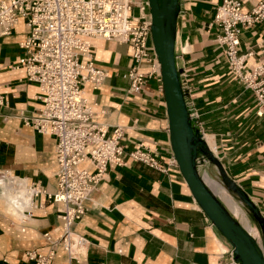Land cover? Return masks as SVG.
I'll list each match as a JSON object with an SVG mask.
<instances>
[{"label":"crops","instance_id":"obj_1","mask_svg":"<svg viewBox=\"0 0 264 264\" xmlns=\"http://www.w3.org/2000/svg\"><path fill=\"white\" fill-rule=\"evenodd\" d=\"M241 1L243 11L250 12L261 0ZM221 3L180 0L176 52L181 82L211 149L264 207V105L231 75L224 47L216 40L220 30L213 20ZM27 34L21 18L10 35H0V171L54 193L57 140L24 121L42 106L39 85L17 65ZM92 51L107 77L98 88L85 84V97L109 134L122 128L126 164L110 165L86 201L87 212L74 226L87 240L78 264H225L233 249L194 198L171 147L162 71L156 68L160 73L150 76L151 64L142 63L146 84L141 92H131L125 77L133 64L129 45L93 39ZM239 55L247 67L264 64V22L243 28ZM140 144L158 158L160 168L130 156ZM80 166L96 171L88 161ZM0 203V264H31L28 251L44 252L61 239L60 204L47 194L36 197L25 212L9 209L3 196ZM70 263L77 264L59 245L53 264Z\"/></svg>","mask_w":264,"mask_h":264},{"label":"built area","instance_id":"obj_2","mask_svg":"<svg viewBox=\"0 0 264 264\" xmlns=\"http://www.w3.org/2000/svg\"><path fill=\"white\" fill-rule=\"evenodd\" d=\"M136 9L139 16L133 13ZM148 9V0H0L1 36L10 35L19 19L25 20L28 34L21 43L25 55L17 65L25 69L26 78L36 82L41 91L39 114L24 116V121L39 133L51 134L57 140V190L49 193L39 184L26 182L25 187L32 196L30 207L42 193L60 204L63 235L59 241H51L46 234L51 246L44 252L28 251L26 256L31 264H53L59 245L70 261L80 262L87 240L75 232L74 226L86 214V201L108 167L126 164L122 128L117 127L109 134L107 124L95 119L84 86L91 83L98 88L107 77L106 71L95 64L92 40L97 38L129 45L133 64L125 77L131 82V92H141L146 84L147 74L141 70L142 63L151 64L150 76L160 73L156 70L158 59L154 46L152 50L149 48L151 14ZM262 22L264 0L250 12L243 11L241 0H222L213 25L220 30L216 40L224 47L231 75L245 82L264 105V64L247 67L245 56L239 55L243 28ZM187 104L195 121L199 115L192 104ZM143 147L144 144L138 145L130 151V156L160 168L158 158ZM84 161L96 171L91 173L81 168ZM7 173L12 179L23 180L8 171H0L3 176ZM11 184L17 186L14 182ZM231 254V264H239L234 260L233 251Z\"/></svg>","mask_w":264,"mask_h":264},{"label":"water","instance_id":"obj_3","mask_svg":"<svg viewBox=\"0 0 264 264\" xmlns=\"http://www.w3.org/2000/svg\"><path fill=\"white\" fill-rule=\"evenodd\" d=\"M154 15L152 32L157 55L162 64L164 91L169 117L171 147L178 166L198 204L216 228L225 236L239 264H264V253L257 240L229 211L223 202L207 185L199 170L204 157L214 162L223 177L228 190L234 192L253 212L264 235V215L253 199L231 178L223 163L209 148L198 124L192 120L181 82V70L176 54L177 21L180 0H149ZM163 9H167L168 24L161 21Z\"/></svg>","mask_w":264,"mask_h":264},{"label":"bare ground","instance_id":"obj_4","mask_svg":"<svg viewBox=\"0 0 264 264\" xmlns=\"http://www.w3.org/2000/svg\"><path fill=\"white\" fill-rule=\"evenodd\" d=\"M149 2V0H148ZM137 4H139V2H136ZM163 12L161 14V21H162V24L163 25H167L168 24V16L167 15V9H163ZM150 14H151V38H152V43H153V46H154V50H155V53H156V56H157V68L159 67L160 71H162V81H163V88H164V79H163V69H162V64L159 60V57L157 55V51H156V48H155V42H154V37H153V33L152 32V25L154 24V15H152L151 13V10H150ZM96 40H103L101 38H97ZM165 93V91H164ZM85 94V93H84ZM86 96V95H85ZM87 97V96H86ZM166 104H167V101H166ZM102 122V121H100ZM209 148L211 149L212 147L210 146L208 140L203 137ZM212 150V149H211ZM213 151V150H212ZM201 165L199 164V170H200V173H201V176L203 177V179L205 180V182L207 183V185L211 188V190L217 195L216 193V190L214 188V185H218L220 186L222 189H225L226 187L222 184V182L216 178H214L213 176L209 175L208 177H206L205 175H203V172L202 170L200 169ZM0 178L2 181L5 182L6 186H8V189L5 188V185L2 181H0V196H3L4 198H6V201L8 202V204H10L12 206L13 209L15 210H24L25 208H28L30 207L31 205V199H32V196L31 194H29V192L27 191L26 187H25V182H23L22 180L18 179V178H15V179H12L11 176H9V173L6 174V176H3V175H0ZM11 182H14L15 185L17 186H14L11 184ZM227 195L231 198V200L236 203L241 209L243 208L241 206V204L235 200V198L229 194L227 192ZM218 197V196H217ZM219 198V197H218ZM220 199V198H219ZM224 204V203H223ZM226 204V203H225ZM224 204V205H225ZM227 205V204H226ZM225 205V206H226ZM229 211L237 218V216L235 215L234 211H232L229 206L227 205L226 206ZM246 207V206H245ZM18 211V212H19ZM22 212V211H21ZM241 223V222H240ZM243 226V225H242ZM256 230H258L259 232V229L255 226V224L253 225ZM244 227V226H243ZM245 228V227H244ZM246 229V228H245ZM247 230V229H246ZM252 236L254 235L252 232H250L249 230H247ZM261 248V247H260ZM232 253V251H231Z\"/></svg>","mask_w":264,"mask_h":264},{"label":"rangeland","instance_id":"obj_5","mask_svg":"<svg viewBox=\"0 0 264 264\" xmlns=\"http://www.w3.org/2000/svg\"><path fill=\"white\" fill-rule=\"evenodd\" d=\"M134 15H137L138 10H135L134 12ZM149 13H150V7H149ZM179 17V16H178ZM177 32H178V21H177ZM152 40V38H151ZM176 45H177V40H176ZM177 54V52H176ZM242 84L243 86H246L245 82L242 81ZM246 88L252 90L251 88L247 87ZM253 91V90H252ZM254 92V91H253ZM255 94V92H254ZM256 95V94H255ZM257 97V95H256ZM258 98V97H257ZM187 100V99H186ZM200 128V127H199ZM201 129V128H200ZM216 156L219 158V156L216 154ZM220 159V158H219ZM221 161V159H220ZM200 169L202 170L203 172V175H205L206 177H208L209 175L213 176L214 178L220 180L222 182V184L226 187L224 181H223V177L219 171V168L218 166L214 163V162H211L209 159H207L206 157H204L203 161L200 162ZM230 176V175H229ZM231 177V176H230ZM232 178V177H231ZM0 181L1 178H0ZM5 185V188L8 189V186H6L5 182L2 181ZM238 184V182H237ZM214 188L216 190V193H217V196L220 198V200L225 204H227L229 206V208L234 211L235 215L237 216V219L241 222V224L247 229L249 230L250 232H252L255 237V239L257 240L259 246L261 247L262 249V252L264 253V235H263V232L261 230V226L260 224L257 222L253 212L247 207V205L245 203H243L240 198L234 193V192H231L230 190L227 189V187L225 189H222L220 186L218 185H214ZM227 192L229 194H231L235 200H237L241 206L243 207L242 209L236 204L234 203L231 198L227 195ZM250 196V195H249ZM251 197V196H250ZM252 198V197H251ZM253 199V198H252ZM6 200V198H5ZM253 201L255 202V204L257 205V207L261 210L262 214L264 215V207L262 206H259L257 201L253 199ZM225 204V205H226ZM0 205L2 206V204L0 203ZM226 205V206H227ZM261 205V204H260ZM246 206V207H245ZM9 209H13V208H10ZM255 224V226L259 229V232L258 230H256V228L253 226ZM231 246V245H230ZM232 247V246H231ZM227 255V253L225 254ZM228 255H231L229 256L228 260L226 261L225 264H231V262L233 261L232 259V254H229Z\"/></svg>","mask_w":264,"mask_h":264}]
</instances>
